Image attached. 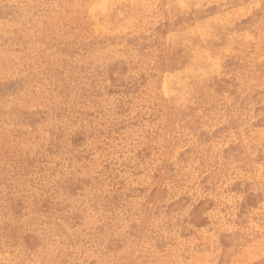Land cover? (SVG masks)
I'll return each instance as SVG.
<instances>
[{
    "label": "clouds",
    "instance_id": "obj_1",
    "mask_svg": "<svg viewBox=\"0 0 264 264\" xmlns=\"http://www.w3.org/2000/svg\"><path fill=\"white\" fill-rule=\"evenodd\" d=\"M157 3L115 0L112 7L131 11L125 32L140 38L141 33L149 36L154 24L149 23L146 12L137 10L150 12ZM202 6L203 0H167L163 5L180 11ZM254 10L264 13V0H250L245 15ZM120 47L91 58L92 79L85 87L92 85L89 96L96 97L95 102H89L81 92L58 97L35 83L26 84L14 94L0 95V148L8 141L6 130L15 124L10 120L13 112L23 111L38 122L34 131L28 129L33 138L14 146L22 161L0 155V252L13 253L7 259L0 256V264H216L217 237L225 231L258 235L259 239L244 250L248 258L240 264H264V78L242 84V112L235 110L240 107L236 97L225 93L217 98L218 112L206 115L199 110L195 96L197 86L208 75L207 69L196 66L175 73L185 85L182 94L188 97L186 103L194 109L193 115L185 118L186 109L162 98L155 86L152 74L158 79L163 72L156 59L141 56L135 48L120 51ZM117 61L128 62V70H113L111 65ZM142 77L148 83L139 94L107 96V90L121 82L129 87L142 84ZM189 80L194 83L188 84ZM3 82L0 74V84ZM256 89L259 94L250 98L249 93ZM121 99H132L133 104L130 113L118 117L116 102ZM237 117L243 125L235 130L236 135L213 136L221 124ZM121 121H135L136 126L117 139L114 129ZM52 131L63 133L62 138L53 141ZM77 134L84 137V143L73 145L71 138ZM236 136L242 141L243 154L226 159L223 150L238 142ZM205 137L209 138L207 143ZM53 144L59 151L46 154ZM145 147L152 156L141 162L135 154ZM84 155L89 159H80ZM257 156L261 157L258 163ZM105 164L112 165L116 179L109 180ZM169 167L173 173L168 172ZM134 169L143 172L135 180L138 186L146 187L142 195L120 204L99 202L110 194L111 184L117 180L125 181L123 191L127 193ZM205 177L208 181L202 183ZM237 182L242 190L231 192ZM69 183L79 184L81 191L72 195L67 189ZM245 183L252 185L248 191L260 193L259 208L249 213L247 223L237 227L229 222L235 221L238 206L248 195L243 191ZM153 188L157 189V199L149 204ZM10 198L23 203L22 212L17 214L6 205ZM48 198L54 204L52 211H39V203ZM208 199L215 202V207L203 214L211 223L197 235L205 242L210 238L213 249L205 252L204 258L186 260L181 253L194 248L198 241L183 240L181 233L192 229L195 205ZM25 234L34 237V247L23 243ZM157 242L167 243V249L158 251Z\"/></svg>",
    "mask_w": 264,
    "mask_h": 264
},
{
    "label": "rangeland",
    "instance_id": "obj_2",
    "mask_svg": "<svg viewBox=\"0 0 264 264\" xmlns=\"http://www.w3.org/2000/svg\"><path fill=\"white\" fill-rule=\"evenodd\" d=\"M114 2L115 0H0V74L4 77V82L0 84V95L14 94L26 84L35 83L49 88L52 94L58 97L81 92L89 102H95L96 97L89 96L92 85L85 87L92 79L91 58L107 55L108 49L122 46L118 50L135 48L141 56H152L156 59L163 72L158 79L155 73L152 74L156 81L155 86L162 98L171 99L173 104H179L186 109L185 118L193 115L194 109L191 104L186 103L188 97L182 94L184 83L174 74L191 71L196 66H203L208 72L203 84L196 88L195 99L200 106L199 110L206 115L218 112L217 98L227 93L236 97L240 107L235 110L242 112L245 106L244 100L240 98L242 84L248 80L259 81L264 78V13L254 10L245 15L250 0H203L201 8H192L188 11L166 9L163 5L167 4V0H160L159 3L157 0H137L138 3H157L156 9L150 12L145 9L137 10L146 12L150 17L149 23L154 24L150 29V35L145 36L141 33L140 38L132 37L125 32L131 11L113 8ZM127 2L131 4V0ZM101 3L107 5L103 6ZM140 24L143 25V19L140 20ZM149 40L150 42H146ZM111 68L113 70L119 68L126 72L128 62L117 61ZM221 72L223 74H220ZM109 78L115 84V80ZM142 81V84L130 87L121 82L120 86L109 88L107 96L120 97L121 92L125 97L139 94L141 87L148 83L147 78L142 77ZM192 83L194 81H188V84ZM258 94L259 89H256L249 93V97L255 98ZM132 104V99L118 100L116 115L119 117L130 113ZM10 120L22 126L15 127L14 124L13 128L6 130L8 141L0 148V155L13 156L19 162L23 160V156H16L14 146L32 139V131L38 126V122L34 123L20 110L13 112ZM242 125L239 117L229 120L228 123L216 128L213 136L236 135L235 130ZM135 126V121L131 123L121 121L114 129L117 139L120 133ZM255 126L259 127L260 122L256 121ZM51 135L55 141L62 138L63 133L52 131ZM236 139L238 142L230 144L223 150L226 159L228 157L237 159L243 154L242 141L238 136ZM204 140L207 143L209 138L205 137ZM71 143L83 144L84 137L77 134L71 138ZM54 151H59L55 144L47 149L46 154L50 155ZM135 155L143 162L151 158L152 152L145 147ZM80 159L88 160L89 157L84 155ZM260 159L261 157L257 156V163ZM19 170L18 168L17 172ZM104 170L109 180L116 179L112 175L114 169L111 164H105ZM168 172L173 173L174 169L169 167ZM153 175L159 178L158 173ZM142 176L141 170H132L130 178L133 179V183L127 193L123 191L126 187L125 181L117 180L111 184L110 194L99 202L120 204L124 199L142 195L146 187L135 183V180ZM207 181L208 177H205L202 183ZM251 186L250 183H245L243 191L248 192V195L239 204L236 219L230 221V224L239 227L247 223L249 213L259 208L260 193L248 191ZM67 189L72 195H76L81 191V186L69 183ZM241 190L239 182L230 189L231 192L237 193ZM155 199L157 189L153 188L149 193V204ZM6 205L17 214L24 209L23 203L18 199L10 198ZM53 207L51 198H48L39 203L38 210L52 211ZM214 207L215 202L208 199L201 200L192 209L190 221L192 229L182 232L181 239L189 241L196 239L198 243L194 248L181 253L184 259H201L204 258L205 252L212 251L213 244L210 238L205 242L197 233L208 228L211 222L203 213L212 211ZM22 239L28 247L35 246L36 242L31 234H25ZM258 239V235L253 237L241 232H221L216 242L217 255L214 257L216 264L234 262L240 264L248 258L244 250ZM155 247L163 252L168 244L157 242ZM12 254V251L0 252V256L5 259Z\"/></svg>",
    "mask_w": 264,
    "mask_h": 264
},
{
    "label": "bare ground",
    "instance_id": "obj_3",
    "mask_svg": "<svg viewBox=\"0 0 264 264\" xmlns=\"http://www.w3.org/2000/svg\"><path fill=\"white\" fill-rule=\"evenodd\" d=\"M101 5H103V6H106L107 4L106 3H101ZM86 14V13H85ZM213 21V20H212ZM211 21V22H212ZM213 23H211V25H212ZM197 28V27H196ZM183 36V35H182Z\"/></svg>",
    "mask_w": 264,
    "mask_h": 264
}]
</instances>
